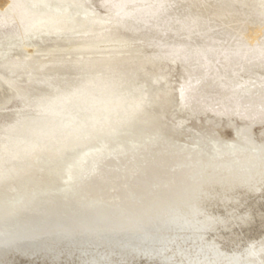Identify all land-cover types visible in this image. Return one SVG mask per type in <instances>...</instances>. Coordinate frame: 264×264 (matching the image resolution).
<instances>
[{"label":"bare ground","instance_id":"obj_1","mask_svg":"<svg viewBox=\"0 0 264 264\" xmlns=\"http://www.w3.org/2000/svg\"><path fill=\"white\" fill-rule=\"evenodd\" d=\"M84 1L92 6V19L96 25L93 30L97 32L92 37L67 47L48 45L35 49L31 46L30 50L27 48L30 52L26 61L34 62L35 57L29 58V55L35 51H44L49 55L47 58L53 56L45 60L52 62L78 61L114 67L135 63L148 64L153 68L167 66V62H179L185 66L182 67L184 70L179 78L182 98L177 110L189 108L192 110L188 109V112L193 111V114H205L210 111L217 117L227 115L226 118L232 109L241 112L238 114L244 123L237 130L241 142L226 145L224 140L219 139L217 151L210 152V149H207L202 155L203 151H198V145L204 143L203 137L197 141L200 143L196 151L187 149L179 152V141V146H173V142H176V135L183 131L184 119L169 121L165 115L166 110L162 107L161 111L143 120H140L141 116L137 114V123L143 125L141 131H145V136L136 135L137 139L139 138L137 143L133 139L128 140L131 146L124 148L122 145L124 149L110 153L99 152L97 146L91 145L79 153L87 158L74 173L76 179L73 181L80 191L76 197L68 200L60 196L53 200L55 206L43 204L39 198L44 197L42 191L45 188L46 192L48 185H51L52 190L62 191L63 173L58 170H63V165H66L63 159L54 165L50 174L45 171H28L12 182L0 184V204L6 206L0 210V233L10 235L15 229H24L28 225L35 228L48 219H51L49 223H52L54 219L71 217V220L86 226L87 230L81 234L75 232L73 236H76L78 241L74 242L72 238L73 244L67 240H52L48 244L49 247L45 248L50 252L49 249L56 245L55 250L47 254L49 257L58 259L57 254H60L63 248L70 258L79 257V264H133L135 262L132 258L141 256L139 253H148L144 254L146 259L153 256L147 264H152L151 261L157 264H240L236 263L235 256L240 253L246 255L245 251L253 250L260 256L258 259L251 257L247 262L264 264V192L257 191L260 187L264 188V178H261L263 175L260 174L264 171V132L260 130L257 136L254 134L255 137L250 132L255 124L264 125V0ZM11 10V3L0 8V12ZM49 27L55 33H62L69 28L63 20H56ZM61 52L71 56L57 58V54ZM91 52H99L102 55L98 58L83 56L84 53ZM18 61L16 63L20 65ZM43 61H39L38 66H42ZM171 115L174 117V114ZM231 121L232 119H229L228 123L231 124ZM156 130H168L169 133L163 136L164 138L161 136L157 139L156 145L153 142L149 146L146 145L147 152H141L142 149L136 147V144L145 143L148 138L152 139L149 136ZM127 135L107 139L110 141L107 146H113L112 142ZM116 144L118 143L114 145ZM157 144H165V147L161 149ZM109 147L106 149L109 150ZM111 153L116 154L109 155ZM258 161L259 166L250 174L242 175V170L237 169L232 175H227L229 170H226V167L230 165L254 168ZM198 173L203 177L197 180ZM73 181L70 186H73ZM210 181L212 184L208 185ZM26 182H29L30 189L35 188V184L38 185L41 189L40 195L27 206L22 205L23 207L19 208L13 205V198L17 185ZM7 185L11 187L10 192L6 189ZM204 186L212 195L204 196L199 201L202 198L199 194H208ZM25 192L28 193L26 190ZM260 193H263L262 196ZM26 195L28 199L32 197L31 193ZM183 201L188 205L186 213L181 217L183 224L193 220L197 226L215 227L201 233L195 229L176 230L173 226L169 231L162 229L157 232L156 235L161 237L159 242L149 245L146 241L136 248L129 247L126 241H119L124 233L142 234L143 228H152L155 222L166 220L170 217L167 211L182 206ZM87 203L97 206L84 213L74 210L71 215L65 217L61 214L63 207L85 208ZM41 210L49 215L40 213ZM143 218L149 220L139 223L135 230L129 229L135 220ZM252 218L253 222L250 224ZM77 222L75 223L79 225ZM124 224L128 227L125 228ZM87 225H90V228ZM44 229L47 230L46 227ZM96 229L104 231H99L98 234ZM31 233L28 232L29 235ZM43 235L40 233L36 236L40 240ZM48 239L43 241H50ZM110 239L113 240L110 242ZM38 241L29 245L16 244L13 247L18 249L12 252L25 251L27 247H31L30 251L36 250L34 247ZM59 243L63 245L58 246ZM2 244L4 243L0 242V261L4 262L8 252ZM64 245L66 247H63ZM213 245L217 249L214 250V247H211ZM82 249L84 254L92 249L93 252H89L87 256L80 255ZM59 257H63V253Z\"/></svg>","mask_w":264,"mask_h":264},{"label":"rangeland","instance_id":"obj_2","mask_svg":"<svg viewBox=\"0 0 264 264\" xmlns=\"http://www.w3.org/2000/svg\"><path fill=\"white\" fill-rule=\"evenodd\" d=\"M9 3L12 4L11 12H0V181L8 177L2 185L28 171L50 174L59 159L67 164L75 154L91 145L103 153L127 148L131 146L132 137L126 139V136L112 142L113 146H104L107 149L110 146L109 150L101 146L113 137V133L126 128L124 121H137V114L143 120L161 111L160 107L166 110L169 121L184 119L182 135H176L174 144L169 143L177 146L179 141V152L196 151L200 143L197 141L203 137L204 143L200 144L198 151H202V145L210 152L217 151L219 139L226 145L241 142L230 134L231 129L237 133L244 123L238 114L241 112L232 109L226 118L227 115L217 117L210 111L193 114V111L188 112L192 110L189 108L183 109L186 112L177 110L182 98L179 78L185 66L179 62H167V66L159 68L135 63L114 67L78 61L52 62L45 60L53 56L47 58L49 55L44 51L29 55V58L35 57L34 62L26 61L30 52L27 48L30 50L31 46L35 49L48 45L67 47L92 37L97 31L93 30L96 27L92 19L93 9L87 1L0 0V8ZM56 20H63L69 28L62 33L52 32L49 26ZM101 55L99 52L83 54L86 58ZM70 56L61 52L56 57ZM39 61H43L42 66H38ZM211 119L213 121H208ZM229 119H232V125L228 123ZM255 125L251 134L257 136L260 130L264 132L263 124ZM165 131L160 132V136L168 135V130ZM148 139L142 143L144 145L136 144L143 150L141 152H147L146 147L157 142L155 138ZM77 145L81 147L71 153V148ZM157 146L164 148L165 144ZM63 156L67 158H60ZM15 198L14 195V201ZM140 261L133 264L144 263ZM23 262L21 264H27ZM63 262L61 264H75ZM33 264H40V261L37 259Z\"/></svg>","mask_w":264,"mask_h":264},{"label":"water","instance_id":"obj_3","mask_svg":"<svg viewBox=\"0 0 264 264\" xmlns=\"http://www.w3.org/2000/svg\"><path fill=\"white\" fill-rule=\"evenodd\" d=\"M137 124H138L137 121H135L133 119H130L129 122L128 121H124L123 125H126V128L125 129H120L116 133H113L111 135V136H113V137H111V139L120 138L121 136H124L125 134L128 133L127 139L128 138L130 139L131 135H132L131 139H133V141H135V143H137L136 141H138V139H137L136 135L137 134L138 135H140V134L144 135V132H145L144 130L141 131V129L143 128V125H141L140 123L138 125ZM255 126H257V125H255ZM120 128H124V127L121 126ZM144 128H145V126H144ZM146 129H148L147 125H146ZM250 132H251V130H250ZM230 134H231V137L235 138V140H238V141L241 140L240 134L236 133L235 130L231 129ZM222 135H223V132H222ZM96 137H98L97 133H96ZM149 137L153 138V139L154 138L155 139H159L161 137L160 136V132L158 130H156L155 133H153ZM109 142L110 141H106V142H104L103 145L101 144L102 145V146L100 145L101 148H105L104 146L109 144ZM142 143L143 142H141V144ZM80 147H81V145L73 146V148H71L70 152L71 153L72 152H76L75 150L79 149ZM199 147H200V145H199ZM206 147L207 146L203 147L206 150H204V149L202 150L203 151V152H201L202 155H204L207 152V148ZM241 150L244 151L243 149H241ZM70 156H72V155L70 154ZM60 158H67V157L63 156V157H60ZM86 158H87V156L86 155H82V154L81 155L79 154L78 156L75 155L74 157H72L71 161L69 163H67L65 168L62 170V173L66 176V178L63 179V189H62V191L61 192H57L56 190H52V188L50 189L51 185H48L47 188H46V192L44 191L45 188L42 191L44 197L43 198H42V196L39 197L40 200H41V203L48 204V206H51V204H53V206H55V204L53 203V200L57 199L60 196H63V199H68V200L72 199L73 197H76L80 191H78V189L76 187L77 185L73 181V180L76 179L74 173L80 167V165H82L83 161ZM59 160L61 161V159H59ZM259 162L260 161H258L254 165V168H248V167L238 168V167H235L234 165H230V167H226V170H229L227 175L228 176L232 175L234 173V171L237 170V169H240V171L242 170V172H241L242 175L243 174H250L253 171H255L256 168L259 166ZM232 168H235V169L233 171H230V169H232ZM243 171L246 172V173H243ZM202 172H204V169H202ZM255 173H257V172H255ZM260 174L263 175L261 178H264V171L262 173H260ZM244 176H246V175H244ZM202 177H203V175L201 173H198L197 180L199 178H202ZM9 178H11V176ZM7 179H8V177H5L4 179H2L0 181V184L5 182ZM244 179L247 182L249 181L247 179V177H244ZM249 179H251V178L249 177ZM72 181H73V186H70V184H72ZM210 183L212 184V182L210 181V182H208V185H210ZM28 184H29V182L23 183L21 185H17L18 187L16 189V192L14 191V189H12L13 193L15 192V196H16L15 203H13V205L15 204V205L19 206V208H22L23 207L22 205H24V206L26 205L27 206V204H29L30 201H33L37 196L40 195V193L38 191H40L41 189H39L38 185L35 184L34 185L35 188L30 189L31 186H28ZM212 188H214V187H212ZM6 189H7L8 192L11 191V187L9 188L8 185L6 186ZM204 189L206 190V192H208V194H205V193L202 194L203 192L201 194H199V196L202 195V198L198 197V198H201V199H199V201L202 200L204 196L206 197V196H208L210 194V192H209V190L207 189L206 186H204ZM25 190L28 191V193L32 194L31 198L28 199L26 197L27 196L26 194H28V193H26ZM29 190H31L32 192H30ZM257 191L258 192L259 191H263L264 192V188L260 187V189L258 188ZM34 192H37V194L34 195ZM262 194L263 193H260V196H262ZM210 195H212V194H210ZM185 201L182 202V206L174 207L175 210L171 209V210L167 211L168 212L167 214L170 217H168L166 220H160L159 222H155V224H154V226H152V228H148V229L143 228L144 231H143L142 234L134 235V232H132V231H131L132 232L131 234H133V235H131V234L128 235L127 233H124V235H122V237H120L121 240H119V241H122V242L126 241L128 243L127 245H130L129 247L136 248L137 246L143 245V242H146V241H148L146 244H149V245H153V244L159 242L158 240H160L161 237L156 235L157 232H159L162 229L164 231H169L170 228L173 227V226L175 227L176 230L177 229L178 230H180V229H187V230L195 229V230H199L201 233L203 231H205V230L212 229L213 227H215V226H213L212 228L210 226L202 227V225L197 226L196 225V221H193V220H188L187 221L188 223H184L183 224V219H181V217H183L182 215L186 213L185 209L188 206L186 203H184ZM85 205H86L85 208H82V207L80 208V207L74 206V207L69 209V208L63 207V212L61 214L63 215V217H65L67 215H71V213L74 212V210H76L78 212H79V210H81L84 213V212H86L88 210H93L94 209L93 207L97 206L94 203H87ZM14 207L15 206H13V208ZM2 208H6V206L0 204V210H2ZM152 211H155V210H152ZM41 212H43V214H46V216L49 215L46 211L41 210L40 213ZM50 213H51V210H50ZM74 214L75 213H73V215ZM150 214H152V213H150ZM66 218L67 219H63V220L60 219L61 221L58 220V219H54V220L52 219L53 220L52 223H49L51 221V219H48V221H46L45 223H42V224L39 223L40 225L36 226L35 228L34 227H30L28 225V226H26L28 229L27 228L20 229V230H16L15 229L12 233H10V235H8V233H4V234L0 233V242L4 243L2 245L4 246V249L6 248V250H7L6 252H8V255H7L8 257H7L6 261H4V262L0 261V264H2V263H4V264H21L23 261H26L27 264H33V262L35 260H37V259L40 261V264H42V263L43 264H61L62 261H64V263H72L73 262L75 264H79V262H81V259L79 257H77V256H75L73 258H70L69 257L70 255L66 251H64L63 248H62V252L60 254H57V255L61 256L62 253H63V257H59L58 256V259H55V257H53V256L49 257L50 255L49 256L47 255V254H51L50 252H53L55 250V248H56L55 246L56 245H54L51 249H49L50 252L45 249V248L49 247L48 244H50L52 242V240H54V239L67 240V241H69V242H71L73 244V242L71 240L72 238L74 239L73 240L74 242L78 241L77 239H75L76 236H73V234L75 232H80V234H81L82 232H84V230H87L86 226L81 224L79 221L78 222L77 221H73V220H71L72 219L71 217L70 218L66 217ZM253 218H254V216H253ZM253 218L251 219L250 224L253 222ZM144 219L145 218H143L141 220H138V221L135 220L133 222V224L129 227V229L135 230L136 226L140 225L139 223L149 220L147 218H146L147 220H144ZM164 221H166V222H164ZM75 222H77L79 225H77ZM80 225H81V227H80ZM14 226H15V224H14ZM87 226H88V228H90V225H87ZM124 226H126L125 228L128 227L125 224H124ZM45 227L47 229L46 231H44ZM189 227H190V229H188ZM115 228L120 229L118 227H115ZM30 231L32 233L29 235L28 232H30ZM96 231L99 234L100 232H103L104 230L100 231L99 229H96ZM39 232L44 234L43 235V239L49 238L48 240H50V241L44 242L43 239L39 240V238L36 236L37 234H40ZM88 232H86V233H88ZM201 233L199 234L200 237H201ZM176 234L178 235L179 233H176ZM8 236H13V237H8ZM27 236H30V237L27 238L26 241H23V240H25V238ZM155 236H157V239H155L156 238ZM3 239H6V240L3 241ZM112 240L110 239L109 241L111 242ZM34 241H38V244H37L38 247L37 246L34 247V249H36V250L32 249L33 251H30L31 247H27L26 250H29L28 252L26 250L25 251L21 250V252L15 251V253L12 252V250H17L18 249L17 247H16V249L13 247L16 244L27 243L29 245L31 243H35ZM57 242H59V241H57ZM45 245H46V247H44ZM62 245L63 244L60 245V243H59L58 246H62ZM23 246H27V245H23ZM12 247H13V249H12ZM63 247H66V246L64 245ZM211 247H214V250L217 249L214 245L211 246ZM9 251H10V253H9ZM145 251H146V249H145ZM39 252H42V253H39ZM89 252H93V249L90 250V251H86L85 252L86 254H84L83 249H82L80 255L84 254V256H87V255H89ZM245 252H247L246 255H245V253H243V254L240 253V254H237L235 256L237 258L236 259V263H240V264L241 263H243V264H257V262H255V263L247 262L248 261L247 259H249L251 257L255 258V259H258L260 254L258 252L255 253L253 250L252 251L247 250ZM262 252H264V250ZM139 254H141V256L136 257V258L134 256L132 258L133 262H137L139 260H142L144 262V264H146V263L150 262L151 258L153 257V256H151L150 258L148 257L146 259L144 254H148V253H139ZM252 254H253V256H252ZM121 260H126V259H121ZM121 260H118V261H121ZM242 260H243V262H242ZM156 261H154V262H156ZM151 263H153V261H151ZM119 264H128V263H126V262L122 263L121 262ZM153 264H157V263H153ZM161 264H163V263H161Z\"/></svg>","mask_w":264,"mask_h":264}]
</instances>
